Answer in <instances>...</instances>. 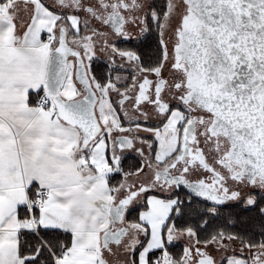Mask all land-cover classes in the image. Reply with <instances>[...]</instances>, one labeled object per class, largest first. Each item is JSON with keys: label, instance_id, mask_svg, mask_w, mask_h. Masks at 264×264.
Wrapping results in <instances>:
<instances>
[{"label": "snow or ice", "instance_id": "obj_1", "mask_svg": "<svg viewBox=\"0 0 264 264\" xmlns=\"http://www.w3.org/2000/svg\"><path fill=\"white\" fill-rule=\"evenodd\" d=\"M0 264H264V0H0Z\"/></svg>", "mask_w": 264, "mask_h": 264}]
</instances>
